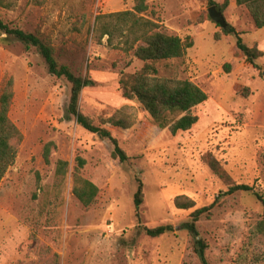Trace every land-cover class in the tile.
I'll use <instances>...</instances> for the list:
<instances>
[{"label": "rangeland", "instance_id": "1", "mask_svg": "<svg viewBox=\"0 0 264 264\" xmlns=\"http://www.w3.org/2000/svg\"><path fill=\"white\" fill-rule=\"evenodd\" d=\"M147 3L144 14L160 31L194 40L184 56L157 62V77L191 80L208 96L192 109L198 117L193 127L176 134L123 95L121 72L144 65L134 50H125L126 38L98 37L99 14L132 10L136 0L0 3L1 19L39 34L60 64L95 80L82 91L80 109L109 129L129 157L122 162L109 138L68 116L70 83L49 73L37 49L0 31V87L14 78L10 116L23 133L16 161L0 184V264H205L184 227L203 206H211L197 222L208 244V264H264V236L257 230L264 203L254 191L228 194L230 184L209 163L219 161L233 183L250 184L264 195V55L255 67L236 35L224 34L208 18L207 0ZM224 14L247 45L264 51V28L245 5L229 0ZM119 111L129 114L131 127L108 122ZM78 157L86 160L81 173L100 188L89 207L72 191ZM61 159L69 162L65 176L56 173ZM140 182L139 220L134 196ZM178 196L193 199L195 206L179 207ZM161 224L175 230L150 237L142 228Z\"/></svg>", "mask_w": 264, "mask_h": 264}, {"label": "trees", "instance_id": "2", "mask_svg": "<svg viewBox=\"0 0 264 264\" xmlns=\"http://www.w3.org/2000/svg\"><path fill=\"white\" fill-rule=\"evenodd\" d=\"M209 6H216L224 13L229 5V0L219 3L216 0H207ZM238 5H245L258 28H264V0H236ZM3 3V0H0ZM149 5L147 0H136L132 10L117 11L107 14H99L96 18V30L99 39L105 36L112 42L116 36L126 38V51L134 50L135 56L144 62L143 67L136 72H121L119 83L123 95L129 100L138 101L147 113L150 121L160 128H169L173 134L186 131L193 127L198 117L192 114V109L205 102L207 93L191 80H172L159 78L156 63L171 58L184 56L189 48L194 45V40L187 36L172 35L159 30V24L145 16ZM213 20L209 14L208 17ZM215 21V20H213ZM226 35L235 34L237 45L246 58L255 66L256 60L264 55V51L257 46H249L240 36L234 26L228 23L223 28ZM0 31L8 37H13L23 42L28 49L35 48L43 57L50 74L58 78H65L70 83V101L67 108L68 116H74L79 125L88 131L98 134L103 138H109L114 144V155L125 162L129 157L120 145L119 140L114 137L109 129L95 124L94 120L83 113L80 109V97L84 88L95 85V80L89 75L76 74L67 64H60L55 57L53 46L43 39L39 34L28 32L19 27H13L0 18ZM14 99V78L11 76L2 83L0 87V184L9 168L15 163L18 144L23 139V133L18 125L12 120L10 111ZM120 117L118 118V115ZM108 122L114 126L129 128L133 125L128 113L117 112ZM52 142L45 146L44 157L49 160ZM78 165L73 173V194L83 203L85 207L91 206L100 188L92 180L81 173L86 160L78 157ZM215 174L230 184L227 191L232 194L238 191H254L257 198L264 203V195L254 190V186L246 183H233L230 175L221 166L219 161H209ZM69 162L59 160L56 173L65 176L68 172ZM186 199V202H182ZM144 201L143 183L140 182L134 196L136 216L140 220V207ZM176 202L179 207L190 209L195 206L193 199L187 196H178ZM211 206L196 208L191 214V221L184 224L195 240V252L201 260L208 264L206 249L208 244L201 237L197 222ZM145 233L150 237H160L167 232L174 231L173 224H161L155 227L142 226ZM257 230L264 236V217L258 222Z\"/></svg>", "mask_w": 264, "mask_h": 264}, {"label": "water", "instance_id": "3", "mask_svg": "<svg viewBox=\"0 0 264 264\" xmlns=\"http://www.w3.org/2000/svg\"><path fill=\"white\" fill-rule=\"evenodd\" d=\"M209 14L213 20L221 27L226 28L228 26V21L225 17V14L218 10L216 6L209 7Z\"/></svg>", "mask_w": 264, "mask_h": 264}]
</instances>
